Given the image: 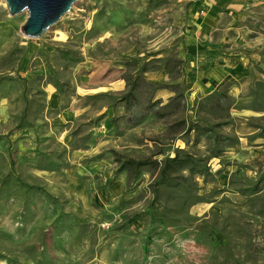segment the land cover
Here are the masks:
<instances>
[{
  "label": "rangeland",
  "instance_id": "rangeland-1",
  "mask_svg": "<svg viewBox=\"0 0 264 264\" xmlns=\"http://www.w3.org/2000/svg\"><path fill=\"white\" fill-rule=\"evenodd\" d=\"M26 17L0 0V264H264V0H77L36 40Z\"/></svg>",
  "mask_w": 264,
  "mask_h": 264
},
{
  "label": "water",
  "instance_id": "water-1",
  "mask_svg": "<svg viewBox=\"0 0 264 264\" xmlns=\"http://www.w3.org/2000/svg\"><path fill=\"white\" fill-rule=\"evenodd\" d=\"M9 16L26 13L20 32L28 39H40L70 12L77 0H2Z\"/></svg>",
  "mask_w": 264,
  "mask_h": 264
},
{
  "label": "trees",
  "instance_id": "trees-1",
  "mask_svg": "<svg viewBox=\"0 0 264 264\" xmlns=\"http://www.w3.org/2000/svg\"><path fill=\"white\" fill-rule=\"evenodd\" d=\"M189 5V4H188ZM252 64V62H250V65ZM258 72L264 76V72L262 70H260L259 68H257ZM139 77V76H138ZM249 77L251 78V72L249 74ZM177 78V77H176ZM138 79V78H137ZM129 82L130 80L129 79H126V86L128 88V90L126 91V93L124 94L123 96V101L125 102V105L126 107H128V103L131 101V100H134V93H133V90L129 89ZM256 84L261 86L263 89H264V82L262 80H256ZM228 98V96H227ZM230 98V97H229ZM231 101H233L232 98H230ZM244 107H247V106H238L237 109H244ZM183 124L186 125V131L187 132H190L192 130L195 131V124L194 122H191V120H184L183 121ZM211 129V128H209ZM181 151L180 150H176L175 152V156L173 158H165L163 161L160 162V167L158 169V176H159V180L160 181H165L167 179V177L174 171L178 170V169H184V167L186 165L189 164V162L187 161H182L180 158H179V153ZM219 156L218 153H213L212 154V157H217ZM153 163L156 167H158V163L157 162H151ZM127 164L131 165L134 169L136 170H139L145 166H147L149 163L146 162V161H127ZM138 219V217H134L132 218L131 221H134Z\"/></svg>",
  "mask_w": 264,
  "mask_h": 264
},
{
  "label": "crops",
  "instance_id": "crops-1",
  "mask_svg": "<svg viewBox=\"0 0 264 264\" xmlns=\"http://www.w3.org/2000/svg\"><path fill=\"white\" fill-rule=\"evenodd\" d=\"M191 5V4H190ZM198 4H192L189 10L190 15L192 16V20H194V14L196 10H198ZM193 41L191 40L190 43ZM249 63V58L247 56L240 57L235 63H233L230 68H226L225 66H222V74L225 75L229 73L231 75V79H240L247 74V67ZM264 72V70H262ZM235 81V80H234ZM234 89L238 91V88L236 85H234Z\"/></svg>",
  "mask_w": 264,
  "mask_h": 264
},
{
  "label": "bare ground",
  "instance_id": "bare-ground-1",
  "mask_svg": "<svg viewBox=\"0 0 264 264\" xmlns=\"http://www.w3.org/2000/svg\"><path fill=\"white\" fill-rule=\"evenodd\" d=\"M59 35H60L59 39L63 38V35L61 33Z\"/></svg>",
  "mask_w": 264,
  "mask_h": 264
}]
</instances>
